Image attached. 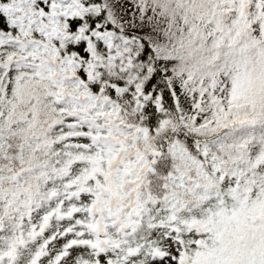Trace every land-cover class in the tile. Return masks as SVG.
<instances>
[{"label": "snow or ice", "instance_id": "obj_1", "mask_svg": "<svg viewBox=\"0 0 264 264\" xmlns=\"http://www.w3.org/2000/svg\"><path fill=\"white\" fill-rule=\"evenodd\" d=\"M0 264H264V0H0Z\"/></svg>", "mask_w": 264, "mask_h": 264}]
</instances>
